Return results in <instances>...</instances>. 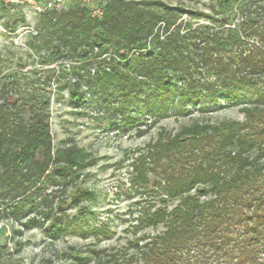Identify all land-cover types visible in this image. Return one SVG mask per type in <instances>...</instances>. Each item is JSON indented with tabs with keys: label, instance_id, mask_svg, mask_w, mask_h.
<instances>
[{
	"label": "trees",
	"instance_id": "trees-1",
	"mask_svg": "<svg viewBox=\"0 0 264 264\" xmlns=\"http://www.w3.org/2000/svg\"><path fill=\"white\" fill-rule=\"evenodd\" d=\"M92 1L101 7L100 17L87 4L42 14L40 32L28 40L42 64L49 65L58 56L75 60L106 53L116 56L111 71L97 72L92 80L90 61L73 66L71 72L77 75L84 70L90 77L88 83L101 89L107 102L120 98V105L113 108L121 112L131 110L140 100L142 113L150 111L156 119L166 117L168 102L160 101L164 95L171 96L172 103L176 98L183 110L204 95L208 100L203 110L216 103L219 94L245 105V120L183 125L174 135L161 134L134 163L135 183L147 185L148 169L153 168L156 186L166 192L160 199L164 206L143 208L140 221L154 228L162 225L163 230L137 247L142 264H264V90L256 87L264 83V0H218L214 12L224 15L210 19L223 24H232L248 5L257 9L241 21L240 28L189 25L185 35L176 30L164 40L155 32L156 26L161 21L172 24L183 9L162 3L164 9L156 10L151 5L157 1ZM16 26L14 21L7 28ZM245 38H257L259 45L250 47L248 54L241 52L240 63H235L225 54L234 46L245 48ZM131 54L132 64L123 69L122 63ZM41 72L44 78L37 77ZM32 74L35 77L30 73L8 75L0 91V203L11 207L20 222L33 211L53 218L48 232L56 238L67 232L70 223L55 214L54 195L45 193L42 184L73 177L87 153L76 146L54 148L51 98L41 91V84L51 86L55 80L60 90H68L75 105L83 93V77L67 79L70 73L65 67L57 73L50 67ZM180 79H185L180 91L168 89ZM151 85L155 95L143 97ZM246 86L253 88L251 98L245 96ZM140 121H130L128 116L122 124ZM90 194L77 187L73 203ZM178 197L180 202L168 209L169 200ZM43 205L46 210L41 209ZM36 224L35 217L24 222L29 228Z\"/></svg>",
	"mask_w": 264,
	"mask_h": 264
},
{
	"label": "rangeland",
	"instance_id": "rangeland-1",
	"mask_svg": "<svg viewBox=\"0 0 264 264\" xmlns=\"http://www.w3.org/2000/svg\"><path fill=\"white\" fill-rule=\"evenodd\" d=\"M46 1L50 0H37L40 5ZM134 1H157L158 4L151 5L156 10L164 9L162 3L171 8L183 9L172 24L168 25L165 21L158 23L155 32L162 40L176 30L185 35L190 29L189 25L192 28L210 25L216 30L235 26L240 28L241 21L254 15L257 9L256 6L248 5L244 7V12L239 11L232 24H223L220 20L210 19L211 15L220 19L224 15L220 12L216 15L214 12L218 10V0ZM84 4L92 8L98 7L92 0H64L58 10L39 12L27 2L0 0V91L7 80L5 77L14 73H30L35 77L32 74L35 70L43 71L53 67L57 73L58 69L65 67L70 73L67 79L71 81L80 80L81 74L83 93L75 105L72 104L68 90H60L55 80L51 86L41 84V91L51 98L50 132L54 148L76 146L87 153L84 165L76 169L73 177L42 184L45 193L54 195L52 199L55 214L70 223L64 234L56 238L49 234L48 228L53 218L46 219L33 211L20 222L11 214V207L7 208L0 203V264H142L137 247L162 232L163 226L151 227L145 221L141 222L140 217L144 207L156 209L164 206L160 199L166 192L156 186L154 181L157 176L153 168L148 169L150 182L147 185L135 183L134 163H137L138 158L146 153L148 145L155 143L161 134L174 135L183 125L245 120V105L237 104L222 94H219L216 103L210 104L205 110L202 109L206 107L208 100L205 95L197 103L189 102L185 110L176 98L172 103L169 99L171 96L164 95L160 101L164 104L168 102L169 109L168 115L160 119H156L150 111L142 113L144 103L140 100L131 110H116L113 107L120 105V98L114 97L107 102L101 95L102 90L94 89L88 83L90 77L84 70L81 69L77 75L71 72L73 66H84L88 61L91 80L97 72L111 71L112 64L118 60L110 53L88 60L58 56L49 65L42 64L41 56L28 44V40L40 32L42 14L61 12ZM14 21H17L16 28H7ZM245 39L248 43L245 48L234 46L225 54L235 63H240L242 53L248 54L250 47L259 45L257 38ZM148 42L150 44L151 41ZM43 53L46 52H42V55ZM132 56L133 54L122 63L123 69L132 64ZM44 74L38 73L37 77L44 78ZM195 77L199 78L200 75L195 74ZM206 79L213 81L214 77L207 76ZM183 86L185 79H180L170 83L168 89L180 91ZM256 87L264 90V83L259 82ZM244 89L245 96L251 98L253 88L246 86ZM108 95L106 93L105 96ZM154 95L153 85L144 89L143 97L152 98ZM128 116L130 121L135 118L141 121L123 126L122 121ZM93 158L96 159L94 162ZM57 178H60L59 175ZM77 187L92 193L91 196H81L83 200L78 204L73 203V193ZM191 193H196V189ZM93 197L95 199L92 200ZM180 200V197L169 200L167 208L172 209ZM41 209L46 210L47 206L43 205ZM32 217L37 219L38 224L31 228L24 226V222Z\"/></svg>",
	"mask_w": 264,
	"mask_h": 264
},
{
	"label": "built area",
	"instance_id": "built-area-1",
	"mask_svg": "<svg viewBox=\"0 0 264 264\" xmlns=\"http://www.w3.org/2000/svg\"><path fill=\"white\" fill-rule=\"evenodd\" d=\"M12 2H27L32 5V7L35 10H38L39 12L45 10H58L60 9V6L63 5L64 0H50L46 1L43 5H40L37 0H12ZM92 14L94 16H101L102 15V9L97 7L92 9Z\"/></svg>",
	"mask_w": 264,
	"mask_h": 264
}]
</instances>
